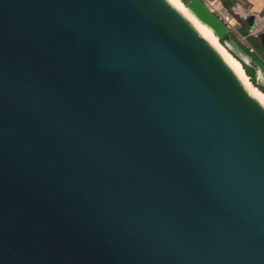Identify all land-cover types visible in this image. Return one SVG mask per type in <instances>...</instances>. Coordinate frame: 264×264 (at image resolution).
Listing matches in <instances>:
<instances>
[{
  "label": "water",
  "instance_id": "1",
  "mask_svg": "<svg viewBox=\"0 0 264 264\" xmlns=\"http://www.w3.org/2000/svg\"><path fill=\"white\" fill-rule=\"evenodd\" d=\"M0 264H264V104L169 0H0Z\"/></svg>",
  "mask_w": 264,
  "mask_h": 264
},
{
  "label": "rangeland",
  "instance_id": "2",
  "mask_svg": "<svg viewBox=\"0 0 264 264\" xmlns=\"http://www.w3.org/2000/svg\"><path fill=\"white\" fill-rule=\"evenodd\" d=\"M236 1V4L232 7H237V4H240L241 7H242V11H243V14L245 15V17L247 16V18H244L243 16H235L233 14V11H230L228 10L227 8H224L222 6L221 3H216V7H218L219 9H221L223 7V9H221L220 12H222L224 15H228L232 18H235L236 20L233 21V23L235 24V27L238 28L239 30H244L246 31L247 34H249V30H250V25H249V18H251L252 16H255V15H258L256 14V11L258 10V5L259 4H263L264 3V0H259V4H257V1L254 3V4H251L249 3L247 0H234ZM184 4V3H183ZM188 9V8H187ZM190 11V10H189ZM191 12V11H190ZM192 13V12H191ZM193 14V13H192ZM255 14V15H254ZM217 16V15H216ZM261 16H264V12L261 13ZM219 18V16H217ZM255 18L257 19V24L260 25V26H264V18L261 17L259 18L258 16H255ZM220 19V18H219ZM221 22H223L225 24V22L220 19ZM234 29V27H233ZM232 29V30H233ZM264 29V28H263ZM232 30H229L230 33ZM238 37L240 38V40L242 41L243 44L249 46L248 44V41L247 39H245V37H242L240 34H237ZM222 39H219V42L221 43ZM235 41V40H234ZM236 43V42H235ZM227 50L228 52L234 56V54H236L230 47H228L225 42L223 41V43H221ZM264 44V43H263ZM236 45L240 48V46L236 43ZM259 51H258V54L264 59V45H262L261 43H259ZM235 50H238L237 47H235ZM246 53L240 48V51H239V54H236L238 57H240V59L246 64L248 65L249 67L252 66L251 62L249 61V59H247L244 55ZM243 67V65H242ZM244 68V67H243ZM245 71V69H244ZM245 74L247 75L246 71H245ZM248 76V75H247ZM248 81L249 83H251V85L255 88H257L259 90L258 87L255 86V84L251 81V78L248 76ZM256 82L257 84H261L262 86H264V76L262 73H260L259 77L256 78ZM260 91V90H259ZM262 92V91H261ZM263 93V92H262ZM264 94V93H263Z\"/></svg>",
  "mask_w": 264,
  "mask_h": 264
},
{
  "label": "bare ground",
  "instance_id": "3",
  "mask_svg": "<svg viewBox=\"0 0 264 264\" xmlns=\"http://www.w3.org/2000/svg\"><path fill=\"white\" fill-rule=\"evenodd\" d=\"M175 7H177L183 14H185L198 28L203 36L208 38L216 48L228 59V61L233 65V67L238 71L241 78L243 79L249 90L264 104V94L257 88L253 87L248 81V76L245 74L244 68L240 61H238L234 56H232L228 50L219 42V38L214 33V31L207 24L201 22L196 15L183 4L182 0H169ZM193 13H191L190 11Z\"/></svg>",
  "mask_w": 264,
  "mask_h": 264
},
{
  "label": "crops",
  "instance_id": "4",
  "mask_svg": "<svg viewBox=\"0 0 264 264\" xmlns=\"http://www.w3.org/2000/svg\"><path fill=\"white\" fill-rule=\"evenodd\" d=\"M249 3H251V4H254L256 1H257V4H259L258 2H259V0H247ZM259 7H258V10L256 11V14H258V15H255V16H258L259 18H261V17H263L264 18V16H261V13H263L264 12V3L263 4H259L258 5ZM234 20H236L235 18H234ZM223 23V22H222ZM233 27H234V29L233 28H231V29H229V30H232L231 31V35H232V37H233V39L235 40V42L240 46V47H243L244 49H245V51H247V52H245L248 56H249V61L251 62V64H253L252 63V59L254 58V57H258V58H262L259 54H258V51H259V49H260V47H259V43H261V41H260V39H258L256 36H254V35H251L250 34V30H249V34H247L246 33V31H244V30H239L238 28H236L235 27V24L233 23ZM250 27V29H251V26H249ZM237 34H240L242 37H245V39H247V41H248V44H249V46H247V45H245V44H243L242 43V41L240 40V38L238 37V35ZM262 44V43H261ZM247 49H249V52H248V50ZM258 50V51H257Z\"/></svg>",
  "mask_w": 264,
  "mask_h": 264
},
{
  "label": "built area",
  "instance_id": "5",
  "mask_svg": "<svg viewBox=\"0 0 264 264\" xmlns=\"http://www.w3.org/2000/svg\"><path fill=\"white\" fill-rule=\"evenodd\" d=\"M201 1L206 5V7L211 13L219 16V18L225 22L228 29L233 28V21H234L233 16L231 18L230 16L228 15L226 16L222 12H220L221 9H223V7L221 9L216 7V3H220L218 0H201ZM233 14L235 16H243L244 18H247V16L245 17V15L243 14L242 7L240 4H237V7H234ZM263 28L264 26H260L257 24L255 27L250 29V34L257 36L259 33L263 31Z\"/></svg>",
  "mask_w": 264,
  "mask_h": 264
},
{
  "label": "trees",
  "instance_id": "6",
  "mask_svg": "<svg viewBox=\"0 0 264 264\" xmlns=\"http://www.w3.org/2000/svg\"><path fill=\"white\" fill-rule=\"evenodd\" d=\"M227 2L231 6H234L236 4V1H234V0H227ZM221 43H223V40L221 41ZM240 48L243 51H245V49L243 47H240ZM247 50L249 52V49H247ZM245 52H247V51H245ZM234 57L238 61H240V63L243 65L247 75L251 78V81L255 84V86L258 87L259 90L264 93V86H262L261 84H257V82H256V70H255V67H260V68L264 69V59L263 58L254 57L252 59V63L253 64H252L251 67H249L236 54H234Z\"/></svg>",
  "mask_w": 264,
  "mask_h": 264
},
{
  "label": "flooded vegetation",
  "instance_id": "7",
  "mask_svg": "<svg viewBox=\"0 0 264 264\" xmlns=\"http://www.w3.org/2000/svg\"><path fill=\"white\" fill-rule=\"evenodd\" d=\"M261 41V40H260ZM261 43H262V45H263V43H264V37H263V41H261Z\"/></svg>",
  "mask_w": 264,
  "mask_h": 264
}]
</instances>
